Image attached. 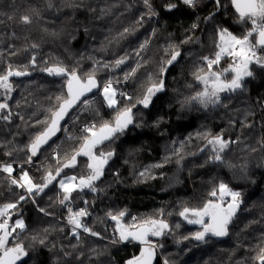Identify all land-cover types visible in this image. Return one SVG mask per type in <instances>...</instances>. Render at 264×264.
Wrapping results in <instances>:
<instances>
[{
	"label": "trees",
	"instance_id": "obj_1",
	"mask_svg": "<svg viewBox=\"0 0 264 264\" xmlns=\"http://www.w3.org/2000/svg\"><path fill=\"white\" fill-rule=\"evenodd\" d=\"M151 2L159 13L152 18L147 15L143 0H51L52 8L48 7L49 0H0V70L11 63L30 73L15 85L19 117L0 126V164L12 160L24 163L29 154L27 145L34 136L27 129L38 131L33 122L43 120L55 97L65 90L63 77H49L41 69L61 62L69 69L75 67L84 76L95 68L96 78L102 84L109 78L122 81L130 69L136 68L125 85L117 86L119 91L130 94L135 103L142 98L149 77H157L161 62L168 57L169 46L177 45L182 51V58L166 75V91L158 94L148 109L142 106L133 109L140 126H129L124 134L104 146L105 151L115 150L116 155L96 182L103 191L83 192L79 194L80 200L73 201L74 210L87 207L91 215L84 222L101 235L69 234L63 224L68 213L57 202L59 188L54 182L35 197L36 204L31 200L22 202L12 217V220L22 218L26 225L18 239L27 246L30 258H22L19 264H124L139 255L142 246L135 242L113 245L109 228L114 232L115 222L107 219L106 213L125 209L129 213L124 218L125 224L131 223L132 216L168 222L169 235L154 242L163 245L161 249L170 264H256L253 258L258 246H264V107H261L264 69L254 67L255 75L246 81V91L224 95L219 105L205 108L185 103L202 90L193 72L200 67L199 57L213 55L210 49L215 45V26L223 24L237 34L242 27L233 23L231 8L226 10L227 15L222 10L213 20L206 21L205 17L215 11L209 0H200L194 9L181 5L173 12L163 10L168 0ZM33 9L39 11L40 18L30 25L19 23V17ZM100 9H107V14L102 16ZM9 16L13 19H8ZM141 16L143 22L137 23ZM194 23L198 27L192 30ZM125 28L130 31L121 35ZM189 36L193 38L191 41L181 43ZM34 44L37 47L33 48ZM141 45L145 47L141 49ZM13 52L16 54L12 55ZM32 57L36 64L27 68ZM121 57H126V62L118 68L110 70L97 65V62L114 64ZM119 101V107L130 106L123 97ZM96 105L93 114L86 115L89 117L86 121L97 124L110 121L112 111L104 109L102 98H98ZM157 120H160L158 127ZM78 124H70L68 128L77 139L64 138L63 147L57 149L61 157L65 153L70 156L78 147L82 135ZM247 124L251 127L242 126ZM209 133H223L226 139L236 141L223 153L224 163L208 162L212 151L204 134ZM44 150L49 152L47 145L41 153ZM8 152L12 155H7ZM86 164V157H78L77 176L86 172ZM160 164L163 167H153ZM55 167L56 162L50 157L40 166L24 168L36 182H41L45 170L54 171ZM145 168L150 169L154 178L139 177ZM220 181L240 191L243 203L229 235L195 241L191 236L197 227L187 226L179 212L186 206H201ZM21 191L10 186L7 176L0 172V205L15 201ZM83 200L89 204L85 205ZM39 208H45L51 215L41 213ZM185 236L189 239L184 240ZM153 264H163L162 259L156 255Z\"/></svg>",
	"mask_w": 264,
	"mask_h": 264
},
{
	"label": "snow or ice",
	"instance_id": "obj_2",
	"mask_svg": "<svg viewBox=\"0 0 264 264\" xmlns=\"http://www.w3.org/2000/svg\"><path fill=\"white\" fill-rule=\"evenodd\" d=\"M210 2L214 5L215 11L205 17L206 21L213 20L222 10H225V15H227L226 10L231 8L234 16L233 23L241 26L242 31L237 34L229 27L223 26V24L216 25L214 29V55L199 57L200 67L193 72V76L199 84L203 85V88L187 98L185 103H196L205 108L210 105H219L221 103V94L246 91V80L254 76L253 65L264 69V0H210ZM199 3L200 0H178V2L168 0L163 5V10L165 12H173L181 5L194 9ZM143 4L148 10L147 15L149 18L159 15L151 0H143ZM48 7H54L51 0H49ZM92 11L96 10L92 9ZM107 11V9H100L102 16L106 15ZM39 18V11L33 9L30 13L21 15L19 23L30 25L34 22V19ZM8 19L11 20L13 17L9 16ZM143 19L144 16H141L137 23H142ZM191 27L192 30H195L198 24L194 23ZM129 31V28H125L121 35ZM192 39L189 36L181 43H188ZM32 47L35 48L37 45L34 44ZM144 47L145 45L140 46L141 49ZM168 53V57L161 62L157 77L155 79L151 76L149 77V85L146 87L142 98L136 100L135 103H132L133 97L130 94L119 91L114 86V83H119L120 81H114L109 78L101 84L96 78L95 68L93 72L86 73L84 76H81L75 67L69 69L61 62H56L52 66H46L41 69V71L47 72L50 76L63 77L65 90L55 97V103L47 109L44 119H37L33 122L32 126L37 127L38 131L27 145L29 154L24 163H33V158L37 157L46 145L50 146V141H53V138L57 137L58 133H67L69 121L72 124H76L80 121L82 114L93 111L92 105L95 100H90L87 97L94 90H100V95L106 107L112 109L114 115L111 121H104L100 124L94 121L84 123L80 128L82 135L79 138L78 147L73 149L70 156L65 153L64 157H61L59 151L53 150L51 159L56 162V167L54 171L51 168L45 170L41 177V182H36L23 164L19 165L18 177L13 175L16 171L13 163L0 164V172L7 174L10 186H15L22 190L15 201L0 205V264H18L22 258H30L27 246L18 239L19 233L26 228L24 220L22 218L12 220V216L14 211H19V206L22 202L31 200L33 204H36L35 197L44 193L45 189L53 185L54 182L59 188L57 202L68 213L66 223L71 226V235L78 237L81 230L94 237L101 235L83 222L85 217L91 215L87 207L74 210L70 205L85 190L91 193L103 191V189L97 187L96 182L100 181L104 176L106 167L116 155L115 150L105 151L104 146L124 134L129 129V126H140L136 124L133 109L137 106L148 109L153 104L154 98L166 91V75L170 68L182 58V51L177 45H170ZM11 54L15 55L16 53L13 52ZM136 55L139 56L140 52L137 51ZM225 57L231 58V63L228 67L219 71L214 70V66L220 65ZM125 62L126 57H121L116 59L114 64L97 62V65L100 68L111 70L118 68ZM30 63L35 66V57L31 59ZM139 66L138 64L137 67ZM136 71V68L130 69L125 74L124 80L127 81L131 76H134ZM29 74L26 68L24 70L13 68L11 64L0 70V97H3L0 100V120L10 122L13 116L8 100L15 90V85L10 78ZM118 97H123L129 102L130 106L119 107L120 101ZM261 107H264V103L261 104ZM96 114L98 115V113ZM20 118L24 119L22 116ZM159 123L160 120H157V127ZM242 126L251 127L250 124ZM209 136L211 138H208ZM204 138L207 139V145L211 146L212 155L208 159L210 163H224L223 153L231 143H236L235 140L226 139L223 133L217 135L204 134ZM67 139L77 138L68 135ZM7 155L11 156L12 152H8ZM81 156L87 158L86 173L78 176L67 174L61 176L65 169L76 168L78 157ZM153 167H163V165H153ZM114 175L118 177L119 173H114ZM139 177L143 179L154 178L151 176L149 168L141 171ZM74 193L77 196H74ZM208 197L201 206H186L179 212V216L188 223L201 226L202 230L195 232L191 236V239L195 241L204 242L209 236L225 237L229 235V228L243 203L242 193L233 190L223 181H220L210 190ZM83 203L88 205L89 201L83 200ZM39 211L45 215H51L45 208H39ZM128 215L129 213L126 209L115 213L112 211L106 213V218L115 222L114 238H112L111 243L115 245L135 242L142 246L139 255H134L125 261L124 264H153L157 247L162 248L163 245L157 244L150 237L166 235L170 231L169 224L162 218L149 217L138 220L136 216L131 217L130 224H125L124 218ZM163 215L164 212L161 210L160 216L162 217ZM176 227L178 228L179 224ZM183 239L187 240L189 237L185 236ZM40 243L43 244L44 241L41 240ZM258 247L259 251L253 259L256 264H264V246ZM164 264H170V261L165 259Z\"/></svg>",
	"mask_w": 264,
	"mask_h": 264
},
{
	"label": "rangeland",
	"instance_id": "obj_3",
	"mask_svg": "<svg viewBox=\"0 0 264 264\" xmlns=\"http://www.w3.org/2000/svg\"><path fill=\"white\" fill-rule=\"evenodd\" d=\"M210 1V0H209ZM212 45V44H211ZM214 52H215V46H213L212 45V48L210 49V53H213V55H214ZM212 55V56H213ZM33 58V57H32ZM31 61V60H30ZM231 63V58H228V57H225L224 59H222V61H221V63H220V65H218V66H214V70H217V71H219V70H222V69H224V68H226V67H228V65ZM9 64V63H8ZM7 64V65H8ZM11 64V63H10ZM7 65H6V67H7ZM33 65L29 62V66L27 67V68H29V67H32ZM5 67V68H6ZM257 68L258 66H255V65H253L252 66V70H253V72H254V69L253 68ZM4 68V69H5ZM13 68H15V67H13ZM206 70V69H205ZM45 75H47V76H49V77H52V78H62V77H55V76H50L47 72H45ZM254 75H255V73H254ZM22 77H12V78H10L11 79V82L14 84V85H16V83L19 81L20 82V79H21ZM252 78V77H251ZM248 79H250V78H248ZM247 79V80H248ZM246 80V81H247ZM128 82V80L127 81H125L124 80V78L122 79V81H120L119 83H117L116 85H114L118 90H119V88L117 87V86H119V85H125L126 83ZM104 83V82H103ZM196 83H198L197 81H196ZM199 84V83H198ZM200 86H201V88H203V85H201V84H199ZM17 87L15 86V90L13 91V93L11 94V98L8 100V103H9V105H10V110L12 111V113H13V116H12V119L11 120H13L15 117H19V114H20V112H19V110H18V108H17V104H16V98H17ZM229 94H234V93H224V94H221V98L224 96V95H229ZM98 98H102L101 97V95H100V90L99 89H97L92 95H90L89 97H88V99H90V100H95V103L92 105V108H93V106H97L96 105V102H97V100H98ZM120 97H118V99H119ZM3 99V97H0V100H2ZM103 100V99H102ZM103 107H104V109H109L108 107H106V104H105V102H104V100H103ZM100 108V107H99ZM121 108H123V107H121ZM99 111H101L100 109H99ZM99 111H98V113H99ZM109 112L110 111H112V117H113V115H114V113H113V110L112 109H109L108 110ZM87 114H93V111H89V112H86V113H84V114H82L81 115V119H80V121L78 122V123H80V124H78L79 125V127L81 128V125H83L84 123H87V119L89 118H87ZM112 120V119H111ZM110 120V121H111ZM3 122H5V121H2V120H0V126H2L3 125ZM71 121H69L68 122V127H70V124H72V122L70 123ZM95 122V121H94ZM77 124V123H76ZM26 128H27V126H26ZM70 129H68V133L69 134H71L70 132ZM29 132V135H34L35 134V132H33V131H30L29 129H27V133ZM62 133L63 132H61V135L59 136V137H55V139L56 140H54V142H52V143H50V146H48V149H49V152H47L46 153V151L44 150L40 155H39V157H38V159H37V157L35 158V159H37L36 161L34 160V158H33V163H31V164H24V163H22L23 164V166L26 168V167H36V166H40L41 164H43L44 162H46V161H48L49 160V158L52 156V153H53V150H57V149H59V148H62L63 147V141L64 140H62ZM58 135V134H57ZM72 135V134H71ZM73 136V135H72ZM210 148H211V146H209ZM26 159V158H25ZM16 161V160H15ZM23 162V161H22ZM6 163H13V166H14V168L16 169V171L15 172H17V171H19V165H21V164H19V163H16V162H14L13 160L11 161V162H6ZM1 164H4V163H1ZM75 170H76V172H75ZM79 170L80 169H78L77 167L76 168H69V171L66 169L65 171L66 172H63V173H61V176H63V175H65V174H67V175H76L78 172H79ZM2 174H4V175H6L7 176V174L6 173H3V172H1ZM68 173H70V174H68ZM86 173V172H85ZM19 174V173H18ZM18 177V176H17ZM173 179H174V177H173ZM234 190V189H233ZM85 192H88L87 190H85L84 191V193ZM89 193H91V192H89ZM82 198V197H81ZM81 198H79V199H77L76 200V202L78 201V200H80ZM75 202V201H74ZM75 202V203H76ZM73 204V203H72ZM71 204V205H72ZM73 206V205H72ZM77 210V209H76ZM183 210V209H182ZM17 214V212H15L14 211V213H13V216L12 217H14L15 215ZM18 216V215H17ZM182 218V217H181ZM85 219V218H84ZM182 220H183V222L187 225V226H193V227H197V231H201L202 230V228H201V226L200 225H198V224H190V223H188L186 220H184L183 218H182ZM83 222H84V220H83ZM85 223V222H84ZM168 223V222H167ZM63 224H64V226H66L67 227V230L69 231V234H71V232H70V228H71V226L70 225H68L67 223H66V220H65V222H63ZM109 231H110V236H111V238H113L114 237V232H113V229L112 228H109ZM196 231V232H197ZM84 234H88V233H84L82 230L80 231V234H79V236L80 235H84ZM90 235V234H89ZM169 235V232L168 233H166V235H164V236H162V237H150V239L151 240H156V239H161V238H164V237H166V236H168ZM73 236V235H72ZM78 236V237H79ZM74 237H76V236H74ZM208 238H215V237H213V236H209ZM198 242H200V241H198ZM136 244V243H135ZM156 255L158 256V257H160L161 259H162V262H163V264H164V260L166 259L165 258V254H164V252H163V249H161L160 247H157V249H156ZM169 255H172L171 253L169 254Z\"/></svg>",
	"mask_w": 264,
	"mask_h": 264
},
{
	"label": "built area",
	"instance_id": "obj_4",
	"mask_svg": "<svg viewBox=\"0 0 264 264\" xmlns=\"http://www.w3.org/2000/svg\"><path fill=\"white\" fill-rule=\"evenodd\" d=\"M83 125H81V127H82ZM69 128V127H68ZM61 135V133H58V135H57V137H59ZM68 135H70V134H68V132L67 133H65V132H63L62 133V140L64 139V138H66L67 139V136ZM67 140H70V139H67ZM71 207H72V205H70ZM66 212H67V210H66Z\"/></svg>",
	"mask_w": 264,
	"mask_h": 264
},
{
	"label": "water",
	"instance_id": "obj_5",
	"mask_svg": "<svg viewBox=\"0 0 264 264\" xmlns=\"http://www.w3.org/2000/svg\"><path fill=\"white\" fill-rule=\"evenodd\" d=\"M95 91H96V90H94L93 93H94ZM93 93L88 94V96L92 95ZM53 139H54V138H53ZM217 238H223V237H217ZM21 261H22V260H21ZM21 261H20V262H21ZM20 262H18V264H19ZM153 263H154V261H153Z\"/></svg>",
	"mask_w": 264,
	"mask_h": 264
}]
</instances>
